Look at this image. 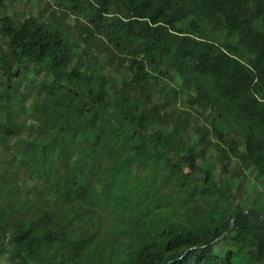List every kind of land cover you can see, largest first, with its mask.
I'll list each match as a JSON object with an SVG mask.
<instances>
[{"label": "trees", "instance_id": "1", "mask_svg": "<svg viewBox=\"0 0 264 264\" xmlns=\"http://www.w3.org/2000/svg\"><path fill=\"white\" fill-rule=\"evenodd\" d=\"M42 1L0 12V257L264 264V0Z\"/></svg>", "mask_w": 264, "mask_h": 264}, {"label": "rangeland", "instance_id": "2", "mask_svg": "<svg viewBox=\"0 0 264 264\" xmlns=\"http://www.w3.org/2000/svg\"><path fill=\"white\" fill-rule=\"evenodd\" d=\"M1 2L3 3V8L0 11L1 13L5 12L8 15H19L20 18L28 15L29 13L37 15L43 6L42 0H1ZM29 76L36 77L37 74H34V72H32L29 73ZM207 113H209V111H207ZM22 121H24L27 125L31 124V121L27 118L23 117ZM185 136L186 139L192 138L190 132H187ZM214 171L216 179L218 180L219 184L223 186L222 179L225 177V174L222 172L218 163L216 164ZM21 182L25 186L31 185L30 180H25L24 182ZM260 190H263L264 192V182L262 180H255L253 176H249L242 182L241 196L242 198L248 197L249 199H252ZM225 248L226 247L224 242H219L216 249L218 252L222 253ZM4 257L5 256L0 257V264H7ZM234 260H236V258ZM233 264H239L238 259L234 261Z\"/></svg>", "mask_w": 264, "mask_h": 264}, {"label": "water", "instance_id": "3", "mask_svg": "<svg viewBox=\"0 0 264 264\" xmlns=\"http://www.w3.org/2000/svg\"><path fill=\"white\" fill-rule=\"evenodd\" d=\"M245 213H247V210H240V211L237 212V214H245ZM237 214H234V215L232 216V219H231V222H230V226H229L228 231L232 228V226H233V221H234V219L236 218ZM223 236H224V235H222L221 238H222Z\"/></svg>", "mask_w": 264, "mask_h": 264}]
</instances>
